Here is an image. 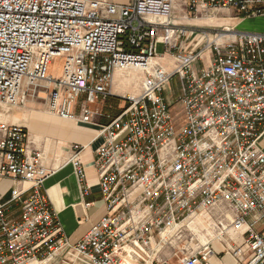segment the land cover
Listing matches in <instances>:
<instances>
[{
  "label": "built area",
  "instance_id": "1",
  "mask_svg": "<svg viewBox=\"0 0 264 264\" xmlns=\"http://www.w3.org/2000/svg\"><path fill=\"white\" fill-rule=\"evenodd\" d=\"M182 1L195 14L264 16V0ZM173 12L174 0H0V105L43 94L48 112L90 123L93 104L124 103L101 126L94 162L107 213L73 244L45 191L44 153L0 120V180L15 183L0 201V264H45L67 246L90 264H208L215 241L264 264V31H208ZM130 70L135 92L116 87ZM84 148L73 144L71 162L87 194Z\"/></svg>",
  "mask_w": 264,
  "mask_h": 264
},
{
  "label": "crops",
  "instance_id": "2",
  "mask_svg": "<svg viewBox=\"0 0 264 264\" xmlns=\"http://www.w3.org/2000/svg\"><path fill=\"white\" fill-rule=\"evenodd\" d=\"M115 4H129L132 0H100ZM173 22L193 25L201 28L234 27L241 31H264V16L242 17L234 10H209L193 12L187 2L174 0ZM128 72L116 74L117 88L125 89V79ZM140 75H135V82H140ZM129 85V86H130ZM136 86V85H135ZM124 103L115 98H105L92 105L95 115L90 123L72 121L48 112L45 103L29 100L25 105L9 107L0 105V120L18 124L27 128L29 132L28 145L31 149L44 153V164L51 174L45 182V191L49 195L54 208L57 210L63 228L70 243L77 242L86 232L98 222L106 213L107 208L100 192L99 177L95 169L96 150L102 142L99 136L101 126L107 124L111 117L118 115ZM85 146L81 160L87 173L89 193L85 194L71 162L73 144ZM264 152V139L258 142ZM5 184L0 188V201L9 197V190L13 184L10 180H0ZM28 184L20 183L19 187ZM226 206V205H225ZM222 208L224 207L221 206ZM227 207V206H226ZM219 208V207H217ZM213 213V212H212ZM214 216H218L214 210ZM216 252L211 256L208 264H241L225 242L215 241ZM172 249L166 248L162 258H170ZM176 264L178 261H172ZM41 264V263H33ZM45 264H90L86 258L76 253L71 246L62 248Z\"/></svg>",
  "mask_w": 264,
  "mask_h": 264
},
{
  "label": "rangeland",
  "instance_id": "3",
  "mask_svg": "<svg viewBox=\"0 0 264 264\" xmlns=\"http://www.w3.org/2000/svg\"><path fill=\"white\" fill-rule=\"evenodd\" d=\"M215 28H208L207 30L208 31H212V30H214ZM164 51V47H163V45L162 44H160L159 46H158V52L159 53H161V52H163ZM200 64L201 63H198V66H200ZM61 65H62V60L60 59V58H58V57H56V58H54L53 59V62H52V65H51V67H50V72H51V74L55 77V76H57V75H59L60 74V69H61ZM126 72H128L127 74H129L130 72H132V73H134V71H132V70H130V71H126ZM139 75V74H138ZM176 81H177V79L176 80H173L170 84H168V89L166 90V92H165V95H166V97H167V99L169 100V101H171L172 99V96H174L176 93H177V91H178V86L176 85ZM40 96H43V97H40L39 99H37V102L38 103H41V104H44L45 103V96L43 95V94H40ZM44 102V103H43ZM180 107H181V105H179V104H177L176 106H175V110H177V109H180ZM5 186V184H0V188L1 187H4ZM221 213H222V211L221 210H218V215H221ZM264 228V226H263V224H260L259 226H258V229L260 230V229H263ZM182 240H177V241H173V242H171V249L172 250H180V247L182 246V243H184V242H181ZM174 260H177V258H172V261H174ZM178 261V260H177Z\"/></svg>",
  "mask_w": 264,
  "mask_h": 264
},
{
  "label": "bare ground",
  "instance_id": "4",
  "mask_svg": "<svg viewBox=\"0 0 264 264\" xmlns=\"http://www.w3.org/2000/svg\"><path fill=\"white\" fill-rule=\"evenodd\" d=\"M135 75H136V73L131 72L129 76L123 77V79H125V84H126L124 91H130V92L136 91V86L135 85L131 86L132 84L130 85V83L135 82V80H134V79H136ZM41 97H43V96H41ZM38 262L39 261H37V260H32L29 264L38 263Z\"/></svg>",
  "mask_w": 264,
  "mask_h": 264
}]
</instances>
